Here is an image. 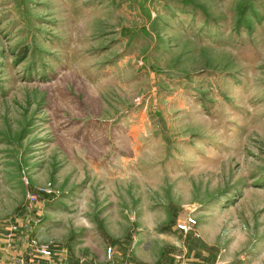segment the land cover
Returning a JSON list of instances; mask_svg holds the SVG:
<instances>
[{"label":"rangeland","instance_id":"1","mask_svg":"<svg viewBox=\"0 0 264 264\" xmlns=\"http://www.w3.org/2000/svg\"><path fill=\"white\" fill-rule=\"evenodd\" d=\"M0 243L264 264V0H0Z\"/></svg>","mask_w":264,"mask_h":264},{"label":"crops","instance_id":"2","mask_svg":"<svg viewBox=\"0 0 264 264\" xmlns=\"http://www.w3.org/2000/svg\"><path fill=\"white\" fill-rule=\"evenodd\" d=\"M24 245L26 244L15 247L14 244L0 243V264H62L63 262L60 259L52 261L43 256H34L30 251L27 252V248L23 249Z\"/></svg>","mask_w":264,"mask_h":264},{"label":"built area","instance_id":"3","mask_svg":"<svg viewBox=\"0 0 264 264\" xmlns=\"http://www.w3.org/2000/svg\"><path fill=\"white\" fill-rule=\"evenodd\" d=\"M40 192H44V193H50L49 190H46V189H41L39 190ZM38 195L39 194H36V193H29L28 194V202L31 205H33L34 203L37 202L38 200ZM195 220H190L187 222V224H178V228L180 230H182L185 234H187L188 232L192 231V226L195 224ZM196 235V233H194ZM33 242V241H32ZM34 243V242H33ZM111 248H108L107 251H108V255L109 257H111ZM40 253L43 255V256H50L51 255V251L49 248H44V249H41Z\"/></svg>","mask_w":264,"mask_h":264}]
</instances>
